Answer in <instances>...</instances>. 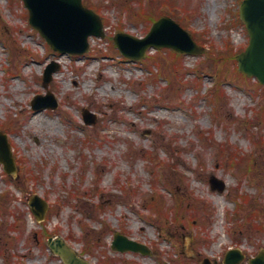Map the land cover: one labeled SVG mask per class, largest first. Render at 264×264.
<instances>
[{
    "label": "rangeland",
    "instance_id": "374dc122",
    "mask_svg": "<svg viewBox=\"0 0 264 264\" xmlns=\"http://www.w3.org/2000/svg\"><path fill=\"white\" fill-rule=\"evenodd\" d=\"M84 3L106 34L69 54L32 27L23 0H0V130L18 165L11 174L0 162V264H64L49 236L93 264H225L235 247L249 264L264 253V85L235 58L249 43L241 0ZM163 15L205 49L150 46L139 60L120 52L116 32L145 36ZM48 91L58 106L34 109ZM35 193L48 202L41 221L29 207ZM118 231L152 252L113 249Z\"/></svg>",
    "mask_w": 264,
    "mask_h": 264
},
{
    "label": "water",
    "instance_id": "95a60500",
    "mask_svg": "<svg viewBox=\"0 0 264 264\" xmlns=\"http://www.w3.org/2000/svg\"><path fill=\"white\" fill-rule=\"evenodd\" d=\"M29 9V21L39 30L49 45L62 53L82 54L89 50L90 35L104 36V24L101 16L92 8L86 6L83 0H24ZM240 15L244 20L250 41L247 47L236 55L239 70L249 76H256L264 84V0H242ZM123 54L132 59H140L145 56L150 46H168L178 52L199 53L203 51L192 36L172 17L165 15L154 22L151 30L144 37H137L127 32H118L114 37ZM59 69L55 61L50 63L44 73V84L53 77V72ZM51 97L52 101L46 105H40V99ZM34 108L57 107L58 103L49 92L48 95H37L32 101ZM88 123H94L96 116L88 109L83 111ZM0 161L4 163L8 172L16 170V163L10 142L5 133L0 131ZM213 188L223 190L225 183L216 176L211 178ZM30 204L39 219L44 217L47 209V201L34 194ZM50 247L58 253L66 264H91L80 256L62 238H50ZM113 248L121 251L136 250L148 253L149 249L144 244L117 233L113 241ZM245 254L239 249H230L225 256L228 264L240 263ZM251 264H264V256L251 258ZM203 264H210L206 259Z\"/></svg>",
    "mask_w": 264,
    "mask_h": 264
},
{
    "label": "trees",
    "instance_id": "16d2710c",
    "mask_svg": "<svg viewBox=\"0 0 264 264\" xmlns=\"http://www.w3.org/2000/svg\"><path fill=\"white\" fill-rule=\"evenodd\" d=\"M132 3L129 4V6H131Z\"/></svg>",
    "mask_w": 264,
    "mask_h": 264
},
{
    "label": "bare ground",
    "instance_id": "6f19581e",
    "mask_svg": "<svg viewBox=\"0 0 264 264\" xmlns=\"http://www.w3.org/2000/svg\"><path fill=\"white\" fill-rule=\"evenodd\" d=\"M39 118V117H38ZM37 119V118H36Z\"/></svg>",
    "mask_w": 264,
    "mask_h": 264
}]
</instances>
